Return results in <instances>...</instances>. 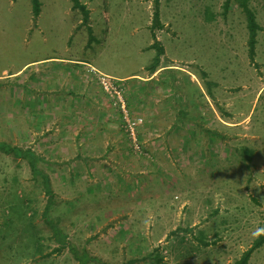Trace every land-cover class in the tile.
<instances>
[{"label": "rangeland", "instance_id": "obj_1", "mask_svg": "<svg viewBox=\"0 0 264 264\" xmlns=\"http://www.w3.org/2000/svg\"><path fill=\"white\" fill-rule=\"evenodd\" d=\"M80 1L91 41L72 0H0V141L43 157L55 193L45 215L43 176L0 150V264L234 262L264 235V0L255 62L237 0H158L154 29L156 0Z\"/></svg>", "mask_w": 264, "mask_h": 264}, {"label": "trees", "instance_id": "obj_2", "mask_svg": "<svg viewBox=\"0 0 264 264\" xmlns=\"http://www.w3.org/2000/svg\"><path fill=\"white\" fill-rule=\"evenodd\" d=\"M72 1H73V9H76V10L79 9L83 15L81 24L87 25V23L89 22V19H90V9L87 7V5L85 3H82L80 0H72ZM237 1L239 2L240 6L242 7V9L246 15L247 28H248V40H247L248 55H249L251 62H255L256 45H257V41H258V32L261 29V25L259 24V22L257 20L255 11L249 5V0H237ZM155 2H156V9L154 11L152 29H154L155 27H163L162 23L160 22V12H159V8H158V4H159L158 0H156ZM230 2H231V0H225V3H224L225 10L228 9ZM32 3L34 6L35 14L38 15L41 12L40 0H32ZM87 28H88V32H89V41H91L93 38L92 27H91V25H87ZM151 34H152V37L154 39L152 46L154 48L156 47L157 50H156V56L154 57L153 61L146 68L150 72V74L152 75L155 73V71L157 70V68L161 62V57L165 53V48L160 43L159 39H157V36L153 31ZM201 75L204 79H206L208 77V72L205 70H201ZM207 84L210 85L212 83H211V81H207ZM183 113H185V112L183 111ZM186 115L187 114L185 113L182 116L185 117ZM0 150H3L7 153H12L17 157H21V156L28 157L29 161L32 165V169L34 170V173L36 175L41 174L43 176L45 191H46V194L48 195V199H49V202L46 204L45 209H44V214L47 215L50 212L51 203L55 197V193H54L53 187L51 185L50 177L47 174L43 173L38 168L37 163L43 157L38 156L30 148L23 149L21 147L11 145V144L4 142V141H0ZM241 150H242V154H243L242 158H244V160L246 162L251 161L253 154H254V150L249 148V147H245V146L242 147ZM52 228H53V231L56 235L61 234V229L59 231L57 229L58 228L57 226L52 225ZM263 243H264V235H260L258 238L255 239L254 243L247 250H245L242 253V255L238 259H236L234 262L229 263V264H249L253 253L260 246H262ZM205 244L208 245L209 243L205 242ZM158 260L161 261L162 258H158ZM132 261H135V259H133Z\"/></svg>", "mask_w": 264, "mask_h": 264}, {"label": "built area", "instance_id": "obj_3", "mask_svg": "<svg viewBox=\"0 0 264 264\" xmlns=\"http://www.w3.org/2000/svg\"><path fill=\"white\" fill-rule=\"evenodd\" d=\"M92 73L96 74L98 77L99 83L102 85V87L107 91L111 92L113 95H117L122 100V91L119 88L120 84L118 83V80L115 77L104 73L98 69H96L94 66L90 65L88 68ZM124 106V105H123ZM127 118V130L129 131L136 149L140 148L139 143L136 139V129L141 122V120L138 119H130L128 118L127 114L125 115Z\"/></svg>", "mask_w": 264, "mask_h": 264}, {"label": "crops", "instance_id": "obj_4", "mask_svg": "<svg viewBox=\"0 0 264 264\" xmlns=\"http://www.w3.org/2000/svg\"><path fill=\"white\" fill-rule=\"evenodd\" d=\"M70 62H77V63H81V64H85V66L86 67H90V65H92V66H94L96 69H98V70H100V71H102V72H104V73H107V72H105V71H103V70H101V69H99L96 65H94V64H92V63H90V62H86V61H81V60H71ZM164 68V67H163ZM108 74V73H107ZM126 79V78H125Z\"/></svg>", "mask_w": 264, "mask_h": 264}]
</instances>
